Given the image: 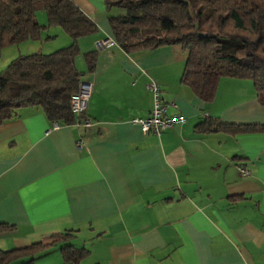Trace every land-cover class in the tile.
<instances>
[{"label":"crops","instance_id":"crops-1","mask_svg":"<svg viewBox=\"0 0 264 264\" xmlns=\"http://www.w3.org/2000/svg\"><path fill=\"white\" fill-rule=\"evenodd\" d=\"M70 1L97 27L77 39L74 59L80 80L93 83L85 111L91 125L73 118L45 133L52 121L35 106L0 124V223L13 226L0 237L18 248L66 233L35 258L58 255L71 239L66 245L87 250L77 264H264V133L194 130L206 117L264 124L251 81L220 77L213 99L203 102L180 83L186 53L179 45L125 53L107 20L120 8ZM39 24L35 52L70 44L46 17ZM56 38L60 45L41 41ZM104 38L113 44L96 48ZM88 51H95L92 72L82 57ZM150 80L166 114L185 118L159 136L129 122L149 116Z\"/></svg>","mask_w":264,"mask_h":264},{"label":"trees","instance_id":"trees-1","mask_svg":"<svg viewBox=\"0 0 264 264\" xmlns=\"http://www.w3.org/2000/svg\"><path fill=\"white\" fill-rule=\"evenodd\" d=\"M105 9L120 8L107 18L114 42L125 53L179 45L186 53L180 83L203 102L213 99L220 77L248 79L264 105V0H103ZM43 11L48 26H58L70 44L49 53L18 55L0 72V124L22 107H38L49 121L69 124V97L83 76L74 59L77 39L93 34L96 25L70 0H0V48L37 40L44 26L35 18ZM46 27V26H45ZM92 72L95 51L82 54ZM201 133L263 132L264 124H232L203 118L194 125ZM13 226L0 223V233ZM0 249V264H30L40 253L64 241ZM61 264H77L87 250L59 247ZM23 261V262H22Z\"/></svg>","mask_w":264,"mask_h":264},{"label":"built area","instance_id":"built-area-1","mask_svg":"<svg viewBox=\"0 0 264 264\" xmlns=\"http://www.w3.org/2000/svg\"><path fill=\"white\" fill-rule=\"evenodd\" d=\"M113 44L110 38L99 39L95 42L96 48H104ZM93 83L88 80H80L77 89L69 97V109L74 118L76 126L87 128L91 125V119L86 115L87 102L92 91ZM145 88L151 93L152 100L150 106L149 116L145 118H132L129 120L131 124L137 125L141 133H151L159 136L165 130L171 128L173 125L181 124L185 118L181 114H166V103L159 97V89L157 84L150 80L145 84ZM59 128L56 121H52L50 127L45 130L48 133ZM78 149L82 147L81 140L76 141ZM242 176L248 175V171L240 169Z\"/></svg>","mask_w":264,"mask_h":264},{"label":"rangeland","instance_id":"rangeland-1","mask_svg":"<svg viewBox=\"0 0 264 264\" xmlns=\"http://www.w3.org/2000/svg\"><path fill=\"white\" fill-rule=\"evenodd\" d=\"M36 21L39 23H44L45 21V13L43 11L37 12L35 14ZM58 27V26H57ZM60 28V27H58ZM44 38V37H42ZM41 38V39H42ZM43 41V46H46L47 44H56L60 45V38L52 39V41H49L48 39L41 40ZM38 40H27L21 43H17L15 45L5 46L0 48V72L5 68V66L16 56L22 55V54H29L35 52L37 46H38ZM57 47V46H56ZM38 51V50H37ZM73 243V241L67 240L66 242H63V245ZM62 246V245H61ZM12 248L10 241L7 239H2L0 237V249L6 250ZM54 256V259H53ZM56 256V257H55ZM38 257V256H36ZM30 264H61V257L58 253V255H48L41 258H34L33 261Z\"/></svg>","mask_w":264,"mask_h":264}]
</instances>
